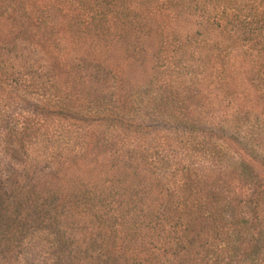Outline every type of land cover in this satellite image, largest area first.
<instances>
[{
    "label": "trees",
    "instance_id": "1",
    "mask_svg": "<svg viewBox=\"0 0 264 264\" xmlns=\"http://www.w3.org/2000/svg\"><path fill=\"white\" fill-rule=\"evenodd\" d=\"M0 264H264V0H0Z\"/></svg>",
    "mask_w": 264,
    "mask_h": 264
}]
</instances>
